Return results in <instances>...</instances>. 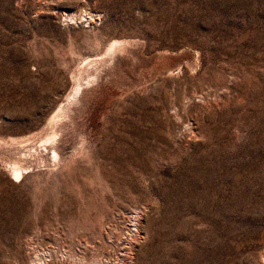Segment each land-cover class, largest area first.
<instances>
[{"label": "rangeland", "instance_id": "374dc122", "mask_svg": "<svg viewBox=\"0 0 264 264\" xmlns=\"http://www.w3.org/2000/svg\"><path fill=\"white\" fill-rule=\"evenodd\" d=\"M0 264H264V0H0Z\"/></svg>", "mask_w": 264, "mask_h": 264}, {"label": "bare ground", "instance_id": "6f19581e", "mask_svg": "<svg viewBox=\"0 0 264 264\" xmlns=\"http://www.w3.org/2000/svg\"><path fill=\"white\" fill-rule=\"evenodd\" d=\"M113 45V44H112ZM116 45H118V44H116ZM111 50V49H110ZM97 59V58H96ZM98 61V60H97ZM87 64V63H86ZM79 79H80V77H79ZM91 79V78H90ZM84 87V86H83ZM75 88H77V87H75ZM77 90V89H76ZM76 92V91H75ZM77 94V93H76ZM79 95V94H78ZM58 120V119H57ZM52 121V120H51ZM54 122V121H53ZM52 122V123H53ZM54 124V123H53ZM47 138V137H46ZM48 140H50L49 138H47ZM45 140V139H44ZM48 143V142H47ZM53 150H55V149H53ZM54 153V155H55V152H53ZM21 168V167H20ZM20 168L18 167V166H13L12 167V178H13V176H16V177H18V176H21L22 175V171L20 170Z\"/></svg>", "mask_w": 264, "mask_h": 264}]
</instances>
